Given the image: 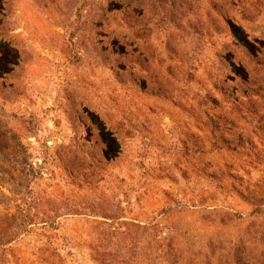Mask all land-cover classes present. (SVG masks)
I'll list each match as a JSON object with an SVG mask.
<instances>
[{"label":"rangeland","instance_id":"374dc122","mask_svg":"<svg viewBox=\"0 0 264 264\" xmlns=\"http://www.w3.org/2000/svg\"><path fill=\"white\" fill-rule=\"evenodd\" d=\"M0 264H264V0H0Z\"/></svg>","mask_w":264,"mask_h":264}]
</instances>
